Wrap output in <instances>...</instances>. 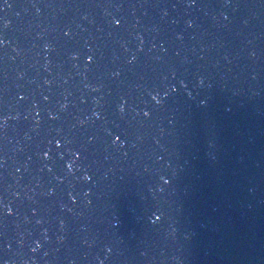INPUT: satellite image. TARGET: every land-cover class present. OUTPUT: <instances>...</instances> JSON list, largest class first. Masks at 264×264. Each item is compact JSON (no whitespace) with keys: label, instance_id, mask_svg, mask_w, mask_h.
<instances>
[{"label":"water","instance_id":"1","mask_svg":"<svg viewBox=\"0 0 264 264\" xmlns=\"http://www.w3.org/2000/svg\"><path fill=\"white\" fill-rule=\"evenodd\" d=\"M0 264H264V0H0Z\"/></svg>","mask_w":264,"mask_h":264}]
</instances>
